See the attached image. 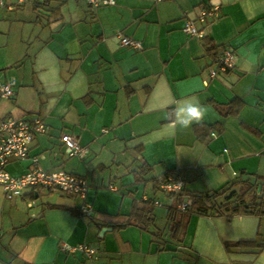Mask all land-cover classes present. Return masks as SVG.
<instances>
[{
	"label": "crops",
	"instance_id": "obj_1",
	"mask_svg": "<svg viewBox=\"0 0 264 264\" xmlns=\"http://www.w3.org/2000/svg\"><path fill=\"white\" fill-rule=\"evenodd\" d=\"M91 1L8 0L0 8V21L5 12L18 22L30 15L29 27L0 40V86L15 82L14 98L0 100V126L19 112L47 126L29 158L8 171L21 176L36 158L43 170L88 184L86 200L42 190L7 200L0 187V264H264V216L194 214L183 242L173 241V199L157 180L182 170L185 188L202 192L224 189L241 171L264 177V0ZM188 21L202 36L184 31ZM12 31L0 25V37ZM120 35L143 49L122 47ZM225 49L234 52V67L210 78ZM197 101L208 110L201 123L185 129L167 118L178 104ZM230 104L237 114L216 109ZM212 125L222 128L198 137L197 126ZM66 133L86 150L83 157L70 156ZM144 200L154 201L155 226L113 228ZM63 243L97 252L67 253Z\"/></svg>",
	"mask_w": 264,
	"mask_h": 264
},
{
	"label": "built area",
	"instance_id": "obj_2",
	"mask_svg": "<svg viewBox=\"0 0 264 264\" xmlns=\"http://www.w3.org/2000/svg\"><path fill=\"white\" fill-rule=\"evenodd\" d=\"M13 1L17 6H22L31 0ZM91 2L96 6L99 4H115V0H92ZM7 5L8 0H0V8H4ZM209 15H217V9L210 12L203 11L200 20L205 21ZM184 31L191 36H202V33L197 30L191 21L186 23ZM120 45L134 50L143 49L140 41L123 35H120ZM234 62V52L230 49H225L217 57L215 68L211 70L209 77L216 78L220 74L228 73L234 67ZM14 86L15 82L1 85L0 96L7 99L14 98ZM45 133H47V126L44 120L39 116L30 115L25 112L11 114L2 121L0 126V186L5 191L6 199L14 200L23 196L27 190H42L47 192H62L86 200L88 184L85 179L60 169L45 171L38 166V160L36 158L33 159L35 167L21 176H14L8 171V165L11 162L29 158L34 137L37 134ZM62 140L70 156L83 157L86 154V150L72 134H63ZM158 185L160 191L166 195L179 194L185 188L184 181L175 179L172 176L160 177L158 179ZM155 204L158 205L160 203L155 202ZM186 207L187 205L185 203L180 206L182 210H186ZM83 210L85 214H91V206L85 205ZM62 249L67 253H79L87 257H93L97 252L95 248L87 244L69 245L63 243Z\"/></svg>",
	"mask_w": 264,
	"mask_h": 264
},
{
	"label": "trees",
	"instance_id": "obj_3",
	"mask_svg": "<svg viewBox=\"0 0 264 264\" xmlns=\"http://www.w3.org/2000/svg\"><path fill=\"white\" fill-rule=\"evenodd\" d=\"M205 46L209 52L217 49L207 38L205 39ZM234 108L233 104H230L229 107H216L224 116L237 114L238 110ZM225 110H227L226 113L224 112ZM221 128V126L216 125L197 126L196 132L198 137L204 140L211 133L217 132ZM181 172L182 170L170 171L161 177L172 176L175 179H181L185 183ZM171 197L173 201L167 211V227L171 239L176 243H181L183 242L184 232L190 217L194 214L224 216L228 220L237 215L264 216V177L241 171L237 179L224 189L196 192L184 188L181 193L171 195ZM183 203L187 205L186 210L178 207L179 204ZM133 224L146 231L155 226L154 201L144 200L141 205L134 204L128 221L114 224L113 228L120 230ZM248 244L250 243H239L238 246H246ZM258 246L260 247L261 245Z\"/></svg>",
	"mask_w": 264,
	"mask_h": 264
},
{
	"label": "clouds",
	"instance_id": "obj_4",
	"mask_svg": "<svg viewBox=\"0 0 264 264\" xmlns=\"http://www.w3.org/2000/svg\"><path fill=\"white\" fill-rule=\"evenodd\" d=\"M207 107L199 103L178 104L169 115L168 119H174L182 128H190L193 124L201 123L207 116Z\"/></svg>",
	"mask_w": 264,
	"mask_h": 264
},
{
	"label": "rangeland",
	"instance_id": "obj_5",
	"mask_svg": "<svg viewBox=\"0 0 264 264\" xmlns=\"http://www.w3.org/2000/svg\"><path fill=\"white\" fill-rule=\"evenodd\" d=\"M2 11H4V10H2ZM20 18H21L22 21L18 22V21H16L17 19L14 17V13L9 15L7 12H5L4 17L1 18L0 25L3 26V27H10L11 26L14 31H12V33L7 32L5 36H1L0 37V40H6V39H9V38L12 40L14 38V35H17V34H19L21 32L20 30H15L17 27H22L21 25H23L24 27L27 28V27L30 26V21H29L30 20V15H29L28 11L23 15V17L21 16ZM1 99L2 100H9L7 98H3V97L0 96V100ZM11 101H13V100H11ZM0 187L3 189L2 186H0ZM164 196H165L164 194H160L159 197L160 198H164ZM159 209L160 210L162 209V212H163L165 208L158 207L157 210H159ZM159 219H160V217H159Z\"/></svg>",
	"mask_w": 264,
	"mask_h": 264
}]
</instances>
